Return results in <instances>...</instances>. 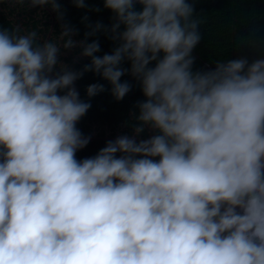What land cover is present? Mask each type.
Wrapping results in <instances>:
<instances>
[{
	"label": "clouds",
	"instance_id": "1",
	"mask_svg": "<svg viewBox=\"0 0 264 264\" xmlns=\"http://www.w3.org/2000/svg\"><path fill=\"white\" fill-rule=\"evenodd\" d=\"M4 2L61 23L54 39L0 27V264H264V58L194 71L189 0H103L110 24L83 16L79 40L60 0ZM73 50L79 70L61 60ZM89 72L117 102L131 76L144 100L130 135L78 160L92 137L77 125L106 91L80 97Z\"/></svg>",
	"mask_w": 264,
	"mask_h": 264
},
{
	"label": "trees",
	"instance_id": "2",
	"mask_svg": "<svg viewBox=\"0 0 264 264\" xmlns=\"http://www.w3.org/2000/svg\"><path fill=\"white\" fill-rule=\"evenodd\" d=\"M0 1L4 2V0ZM60 2L65 10V22L78 29L77 37L79 39H82L87 31L82 23L83 16L87 15L93 24L100 21L108 25L111 22L112 13L104 8L103 0H86L89 8H98L99 12L77 9L70 0H60ZM189 2L194 3V15L202 21L199 26L201 40L192 52L195 57L194 71L214 68L217 61L244 57L251 63L255 59L264 58V0H189ZM30 22L33 29L37 30L39 21L30 17V21L25 23L28 30ZM17 23L9 17V14L0 15V27L2 28H12L18 25ZM60 23L58 21L57 29ZM92 39L99 40L101 47L99 55L110 53L115 46L103 34L90 37L89 42ZM87 63L89 60L85 58L74 63L73 68L79 70ZM129 66L127 62L123 64L125 68ZM121 79L129 81L132 84V90L119 102L112 97L110 85L91 72L86 73L82 79L76 82L80 97L84 100H88L86 96L88 85L102 83L106 88L105 92L91 99V108L77 125L83 134L92 137L87 147L77 152L78 160L94 156L108 140L117 137L114 136L117 129L122 130V135L131 134L132 129L125 126V122L131 119V111L134 110L138 101L144 100V96L139 84L131 76L125 75ZM94 127H107L114 133L110 137H105L102 132L100 136L94 137ZM149 135L150 133L146 130L140 138H147Z\"/></svg>",
	"mask_w": 264,
	"mask_h": 264
},
{
	"label": "rangeland",
	"instance_id": "3",
	"mask_svg": "<svg viewBox=\"0 0 264 264\" xmlns=\"http://www.w3.org/2000/svg\"><path fill=\"white\" fill-rule=\"evenodd\" d=\"M1 14H9V17L14 21H17L18 22L17 24L24 30H28L25 23L30 21V17L34 18L35 20H38L39 23L37 24V31L39 32L40 36L43 39H54L60 31V26L58 29L56 28V25L58 23V21L55 18L56 14L51 12V10L48 9L47 7L44 9H40V8H28L27 5L11 6L9 3L0 1V15ZM29 30H33V25L31 22H30ZM75 38L79 40L77 36ZM78 51L79 50H73L72 52H68L62 55L61 60L64 63L69 64L70 67H73L74 63L80 62L85 59L83 58L76 61ZM102 132L105 134V137H110L114 133L113 130L107 127L93 128L94 137L100 136ZM115 133L117 135L115 134L114 136L122 135L121 134L122 130L117 129Z\"/></svg>",
	"mask_w": 264,
	"mask_h": 264
}]
</instances>
